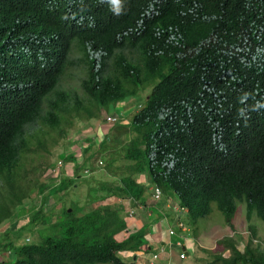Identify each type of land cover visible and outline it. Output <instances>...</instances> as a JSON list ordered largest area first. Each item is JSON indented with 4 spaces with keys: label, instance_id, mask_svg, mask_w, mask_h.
<instances>
[{
    "label": "trees",
    "instance_id": "obj_1",
    "mask_svg": "<svg viewBox=\"0 0 264 264\" xmlns=\"http://www.w3.org/2000/svg\"><path fill=\"white\" fill-rule=\"evenodd\" d=\"M117 7L111 15L98 14L91 29L60 40L30 97L1 108L0 223L30 201L27 159L63 135L64 124L110 109L121 114L115 104L137 98L126 126L118 119L108 126L125 129L119 145L127 172L117 184L94 187L101 192L94 190L88 202L128 198L130 207L158 188L152 196L156 219L166 216L160 206L168 201L178 208L165 206L173 221L183 215L191 225L214 202L231 227L236 202H242L245 219L254 216L264 225V0H119ZM65 76L75 78L77 88H64ZM109 134L90 155L120 136ZM62 160L72 163L74 177L61 173L36 184L45 194L14 238L0 239V252L12 253L0 264H126L125 253L136 258L157 251L145 223L129 231L121 214L126 203L81 211L70 200L69 210L61 208L59 218L44 224L43 201L65 190L83 167L70 155ZM36 224L54 233L16 243ZM248 229L240 249L232 235L217 239L221 251H210V262L264 264V249L252 243L254 225Z\"/></svg>",
    "mask_w": 264,
    "mask_h": 264
},
{
    "label": "rangeland",
    "instance_id": "obj_2",
    "mask_svg": "<svg viewBox=\"0 0 264 264\" xmlns=\"http://www.w3.org/2000/svg\"><path fill=\"white\" fill-rule=\"evenodd\" d=\"M67 78L68 76H65L64 79H60L62 86L69 89L72 87L77 88V81L75 78H71V80ZM76 90L80 94V91L78 89ZM137 103V98H125L124 100H121L115 104V108L118 109V112L120 111L122 115L119 119L120 124L126 126L127 120L137 108ZM110 112L113 113L114 110L110 109V111L105 114L101 113L99 118L85 119L72 117L70 124L63 125V128L65 129L63 135L57 136L56 141L51 142L49 145L47 142L46 145L48 148L46 147V150L39 148L34 152V154H32L31 158L27 159L26 166L28 170H31L29 175L30 178L32 177V181L29 184L28 190L29 198L31 199L30 201L24 200L23 204L14 210L11 217L0 223V239H3L5 236L8 238H14V234L12 233L15 231V228L22 225L28 219L29 214L33 210L37 209L35 206L40 203L42 198L41 195L45 194V189L41 193L38 192L36 187L38 182L41 180L44 182H49L50 180L55 179L57 180V176L61 173L64 176L74 177L72 163L69 161L64 162L62 160L63 157L68 155L72 156L78 164L83 165L82 168L79 167L77 170V174H79L80 177L74 180L72 184H69L65 190H59L51 196L46 197V199L43 201L42 207V210L46 212L44 224L53 222L59 218L61 208L67 207L70 200L75 201L77 205L81 206V211H86L91 206L93 207L103 204H111V206L116 207L117 205L119 206L122 203L125 205L126 203L127 205H125V208L121 209V214L124 217L128 228L133 227L131 222L136 219V216L144 218L145 215L149 219V214H151L154 218L152 209L154 200L150 199L148 196L146 197L147 200H145L146 206H141L139 203H137V207H135L136 210L128 207V203H131V201L123 198L109 197L108 199L102 201L88 202V198L91 195L93 196L94 190L96 191V195L101 192L99 189L96 190L94 187H99L102 185L103 183L101 182H106L109 185L113 183L117 184L120 175L124 172H127L124 165H126L128 161L122 157L123 150L121 145H119V141L123 140V137H125V129L118 126L114 128L112 127L113 129L108 127L110 124L106 121V119L103 120V117L105 115H109ZM108 130L110 132V137L118 134H120V136L112 138L116 139L115 141L112 140L108 142V144H112L110 147L98 152H94L92 155H90L94 148L97 147L98 142L103 137V135L106 134V132L108 134ZM54 134L55 133H53V135ZM86 139L91 142L89 148H87L88 141H86ZM103 155L105 156V159ZM46 162L49 164L47 167L45 166ZM137 180L140 181L141 177L137 178ZM58 196H60V200L57 201ZM172 204L176 206V204L173 202H168L167 206L172 207ZM129 209H132L133 212L131 214H126L125 212H127ZM160 209L165 212L166 216L173 215V212L170 213V210L168 212L164 205H161ZM136 212L137 214H135ZM161 217L166 218L164 215ZM178 218H180V220L182 218L183 222L185 223L183 215L178 216ZM152 223H155V221H152L151 224ZM250 223L254 225L256 235V240L253 239L252 243H257L262 249H264V225L254 216H252L250 220L245 219L244 204L242 202H236V211L232 219L231 227L225 225L222 214L216 208L215 203L211 202L210 212L207 215L196 219V221L191 225L185 223L193 234L192 235L190 233L191 238L184 240L185 243L190 242L192 244L191 248L188 246L186 247V249H188L187 251L189 252L187 256H185L183 259H179L177 257V253L179 251L177 246L174 244L165 243L166 245L162 246L161 248L160 246L158 247L159 244H154L152 247H155L154 249H161V251L167 252L168 255L173 253L171 255V260L176 264H219L220 262H210L212 260V254L210 255V251H221L220 247H215V241L223 236L232 235L236 239L237 248L240 249L242 244L245 243L249 234L248 224ZM133 224L136 225L134 222ZM145 224L148 228L149 223L145 221ZM41 225L42 224H36L34 226L35 229H31L28 232V236L26 235L23 239L20 238L16 240V243L26 241L25 238H28V241L30 240V242L35 243L40 240L41 236L54 233V231L50 228L37 230L36 228L40 227ZM162 228L163 227H161V229ZM5 231H7V234H5ZM146 231H148V229H146ZM116 237L119 238L118 235ZM168 247H170V249L165 250ZM138 254L139 253H137L136 258L134 259L130 253H125L123 257L126 259V264H145L146 259L144 258H146V256ZM221 254L224 256L227 255L226 251H222ZM4 255L12 256V253L0 252V259ZM130 256L131 261L133 260L132 263L129 261ZM147 260L146 264H160L163 262V259L160 257L155 259V263L154 260L150 262Z\"/></svg>",
    "mask_w": 264,
    "mask_h": 264
},
{
    "label": "clouds",
    "instance_id": "obj_3",
    "mask_svg": "<svg viewBox=\"0 0 264 264\" xmlns=\"http://www.w3.org/2000/svg\"><path fill=\"white\" fill-rule=\"evenodd\" d=\"M118 4L119 0H0V111L30 97L57 53L60 40L91 29L98 14L111 15L119 11ZM117 114L119 120L122 115ZM177 220L184 226V238L177 235L180 232L175 225ZM169 226L182 242L191 238L180 218H175ZM182 250L187 254L184 249L179 252ZM159 252L163 251L153 252L158 254L157 258ZM153 253L148 260L155 263L151 258Z\"/></svg>",
    "mask_w": 264,
    "mask_h": 264
},
{
    "label": "crops",
    "instance_id": "obj_4",
    "mask_svg": "<svg viewBox=\"0 0 264 264\" xmlns=\"http://www.w3.org/2000/svg\"><path fill=\"white\" fill-rule=\"evenodd\" d=\"M142 180H144V181H146L147 182V179L146 178H144V179H142ZM149 186H148V190H149ZM149 197L150 199H152V197H151V195L149 194V195H145V198H144V201L145 200H147L146 199V197ZM141 200H136V201H134V205H132V206H130V208H133V209H135L136 210V208L135 207H137V203H139L141 206H144L145 204H146V202H144V203H141L140 202ZM129 204V203H128ZM162 205H164V206H167V201H165V203L164 204H162ZM146 206V205H145ZM142 213H143V211H142ZM141 213V214H142ZM135 214H137V212L135 213ZM154 214V213H153ZM156 214H154V218L152 217V215L151 214H149V219H148V217L147 216H145L144 215V218L143 217H137L136 216V219L134 220V221H132L131 222V225L133 226V228H130L129 227V231H131V230H133V229H136V228H138L140 225H142L143 223H145V221H147L149 224H148V231H146V233H147V237H148V239H149V242H150V244L151 245H154V244H159L158 245V247L160 246V248L162 247V246H164V245H166L165 243H169V244H173V242L175 241V240H177L178 238L176 237V236H167V234H166V231H165V228L167 227V226H169V223L168 222H170L171 221V223H173V218H172V215L171 216H165L166 218H162V217H160V218H158V219H156ZM142 218H143V220H142ZM163 221V222H161V221ZM167 220H168V222H167ZM152 221H155V223H152L151 224V222ZM159 221H160V223H159ZM133 222L136 224V225H134L133 224ZM128 226V225H127ZM161 227H163L162 229H161ZM131 229V230H130ZM120 235L122 236V234L121 233H119L118 234V236L120 237ZM174 238V239H173ZM185 239H189V238H185ZM184 239V240H185ZM183 244L181 245V246H183V247H189V248H191V243L190 242H182ZM153 248H155V247H153ZM170 249V247H168V248H166L165 250H169ZM171 251V250H170ZM169 251V252H170ZM168 252V253H169ZM139 254H141V255H143V256H146V258H144V259H149L148 258V255L150 254V253H141V252H139ZM138 254V255H139ZM159 254H160V258L161 259H163V262H161V264H176L175 262H173L171 259H172V257H171V255L173 254H167V252H159ZM178 254V253H177ZM178 257V256H177ZM133 258L135 259V257L133 256ZM148 261V260H147Z\"/></svg>",
    "mask_w": 264,
    "mask_h": 264
},
{
    "label": "built area",
    "instance_id": "obj_5",
    "mask_svg": "<svg viewBox=\"0 0 264 264\" xmlns=\"http://www.w3.org/2000/svg\"><path fill=\"white\" fill-rule=\"evenodd\" d=\"M118 114L117 113H110L109 115H107L106 116V121L107 122H113V121H115V120H117L118 119ZM158 194H159V190H158V188H154L153 189V194H152V196H153V198L155 199V198H157L158 197ZM173 208L175 209L176 207L175 206H173ZM127 213H129V214H131L132 213V210H128L127 211ZM175 225L180 229V232L177 234L178 236H179V238H183V236H184V234H182V232L184 231V226H183V224L180 222V221H176V223H175ZM165 231H166V234H167V236H171V235H173V234H175V231H174V229H173V227L172 226H167L166 228H165ZM185 237V236H184ZM169 244V243H168ZM175 246H180L181 244H182V241L180 240V239H177V240H175L174 241V243H173ZM160 251H161V249H160ZM185 255H186V252L185 251H180L179 253H178V258L179 259H182V258H184L185 257ZM158 257V254L157 253H153L152 255H151V258L152 259H156Z\"/></svg>",
    "mask_w": 264,
    "mask_h": 264
},
{
    "label": "water",
    "instance_id": "obj_6",
    "mask_svg": "<svg viewBox=\"0 0 264 264\" xmlns=\"http://www.w3.org/2000/svg\"><path fill=\"white\" fill-rule=\"evenodd\" d=\"M67 210H69V208Z\"/></svg>",
    "mask_w": 264,
    "mask_h": 264
}]
</instances>
